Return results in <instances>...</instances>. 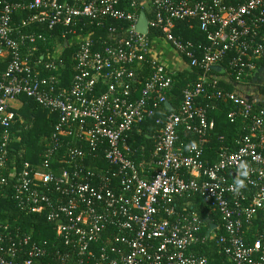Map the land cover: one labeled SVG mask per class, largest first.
<instances>
[{
    "label": "built area",
    "instance_id": "2783aa9c",
    "mask_svg": "<svg viewBox=\"0 0 264 264\" xmlns=\"http://www.w3.org/2000/svg\"><path fill=\"white\" fill-rule=\"evenodd\" d=\"M147 2L148 33L158 30L160 38L137 30L139 0H0V58L7 60L0 71V195L25 215H43L55 231L50 243L0 222V264H209L196 254L209 239L224 264H264V108L258 99L221 89L225 80L210 75L227 59L224 73L232 83L256 72L255 60L264 56V0ZM18 12L29 13L15 22ZM107 20L124 25L106 26ZM176 21L196 25L207 45L195 48L175 36ZM37 24L65 29L54 60L76 46L68 87L64 60L35 56L46 38L21 31ZM105 26L106 38L89 32ZM159 40L184 69L204 74L182 91L176 112L156 119L161 127L151 157L137 163L133 157L144 156L145 147H133V134L167 105L178 71L155 56ZM144 67L149 76L138 88ZM23 97L57 121L40 162L10 168L12 128L20 119L15 104ZM217 115L239 125L242 135L232 146L218 137L209 163L205 147ZM179 128L198 143L179 144ZM241 161L248 175L237 191Z\"/></svg>",
    "mask_w": 264,
    "mask_h": 264
},
{
    "label": "trees",
    "instance_id": "16d2710c",
    "mask_svg": "<svg viewBox=\"0 0 264 264\" xmlns=\"http://www.w3.org/2000/svg\"><path fill=\"white\" fill-rule=\"evenodd\" d=\"M228 3H233L236 0H226ZM125 5V4H124ZM124 5L122 8H124ZM139 14L144 13L148 20L153 18L152 8L147 0H139ZM125 9L131 10L130 4L125 6ZM29 12H18L15 14V22H22L26 19ZM123 23L116 22L113 20H107L106 26H120ZM96 28L93 27L89 32L97 39L98 37L106 38L108 37L107 27ZM22 32H34L40 33L46 38V42H39L38 49L35 56L38 58L43 57L46 63L54 62L58 64L60 60H64L65 68L62 70V77L64 78L65 86L68 87L70 80L72 78V66L73 60L72 55L76 51V46H69L65 49L63 54H60L55 60L52 58L53 54L59 50L64 42L61 34L65 31L64 28L58 27L53 31L48 30L44 25H32L28 27L21 28ZM174 35L179 37L182 41H191L195 48L198 46L207 45L206 36L200 29L194 25L190 27L189 24L182 21H176V28L174 30ZM148 36L152 38L153 36L160 38L162 33L156 30H149ZM261 38L259 41L264 45V26L260 32ZM70 35L67 36L69 39ZM198 53V52H197ZM231 56V55H229ZM228 60V59H227ZM227 60L221 65L222 68H215L216 71H223L227 67ZM7 64L6 58H0V71H3ZM256 71L264 69V56H261L255 60ZM149 70L144 67L141 72V77H139L140 83L137 87H142L148 79ZM216 71H211L210 75L213 77L217 75ZM47 73V72H46ZM204 72L195 68L188 70L187 68L178 70L173 76L174 83L172 89L167 92V102L168 104H163L160 110L155 112V115L146 120V122L141 126L140 133L133 134V138L136 144H133L135 148L145 147V155L142 156L139 151L135 153L134 160L139 163L142 161H148L154 150V138L157 131L160 129V125H156L157 118H164L167 114L176 112L181 103V93L182 91L191 86L194 83L201 82V77ZM219 87L225 91H231V86L221 82ZM259 95L263 96V99H259L258 108H264V83L263 87L260 88ZM249 99H252L250 97ZM15 112L20 115V119L14 123L12 131L14 134V141L9 147V167L10 168H22L25 163L31 162L38 164L40 162V155L44 151L47 145L46 139L53 132L54 126L56 124V115H48L41 107L34 104L31 100L27 98H20L16 102ZM230 109V106L227 107ZM219 120L217 122V128L212 139L205 147L206 158L210 162L216 159V151L219 149L221 142L218 139L220 136H224L223 143L225 145L232 146L235 144L237 138L242 135L239 130V125H232L225 122L224 115H217ZM178 143H188L197 144L198 139L191 132L184 128L178 129ZM130 144L132 142L130 141ZM7 195H10V189L7 190ZM198 202L199 199L196 198ZM0 222L2 224H13L20 227L25 232H32L36 240L49 241L50 243L55 241V231L54 226L49 224L43 215L31 214L25 215L21 213L15 206V203L10 199V197H4L0 195ZM196 254L199 256H205L208 259L209 264H224V259L218 252V248L212 239H209L207 243L203 246L196 248Z\"/></svg>",
    "mask_w": 264,
    "mask_h": 264
},
{
    "label": "crops",
    "instance_id": "0c3cea01",
    "mask_svg": "<svg viewBox=\"0 0 264 264\" xmlns=\"http://www.w3.org/2000/svg\"><path fill=\"white\" fill-rule=\"evenodd\" d=\"M167 44L165 41H154L153 47L155 56L160 57V60H163L166 65L178 67V70L184 69V63L181 62L180 57L175 54L172 48V52L169 54ZM214 71H216L215 68ZM216 72L218 77L225 80L224 84L231 86V91L247 98L252 97L258 100L263 99V96L259 94H261L260 88L263 87L264 83V69L257 70L250 77L244 79L240 83L230 82L226 77L224 70L222 72L217 70Z\"/></svg>",
    "mask_w": 264,
    "mask_h": 264
},
{
    "label": "clouds",
    "instance_id": "9594fccd",
    "mask_svg": "<svg viewBox=\"0 0 264 264\" xmlns=\"http://www.w3.org/2000/svg\"><path fill=\"white\" fill-rule=\"evenodd\" d=\"M194 146V145H193ZM248 175V164L244 161H241L239 164V169L237 173V178L234 180L233 189L239 190L244 187V182L240 177H246Z\"/></svg>",
    "mask_w": 264,
    "mask_h": 264
},
{
    "label": "water",
    "instance_id": "95a60500",
    "mask_svg": "<svg viewBox=\"0 0 264 264\" xmlns=\"http://www.w3.org/2000/svg\"><path fill=\"white\" fill-rule=\"evenodd\" d=\"M137 30L143 34L148 33V27H147V18L144 15V13H140ZM168 104V103H167Z\"/></svg>",
    "mask_w": 264,
    "mask_h": 264
},
{
    "label": "rangeland",
    "instance_id": "374dc122",
    "mask_svg": "<svg viewBox=\"0 0 264 264\" xmlns=\"http://www.w3.org/2000/svg\"><path fill=\"white\" fill-rule=\"evenodd\" d=\"M167 44V43H166ZM167 47H168V51H169V54L172 52V49H171V47H170V45L169 44H167ZM47 113V112H46Z\"/></svg>",
    "mask_w": 264,
    "mask_h": 264
}]
</instances>
